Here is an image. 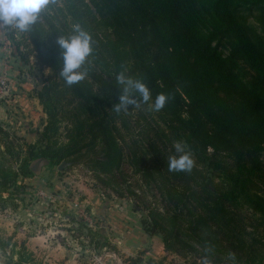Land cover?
I'll return each mask as SVG.
<instances>
[{"label":"trees","instance_id":"16d2710c","mask_svg":"<svg viewBox=\"0 0 264 264\" xmlns=\"http://www.w3.org/2000/svg\"><path fill=\"white\" fill-rule=\"evenodd\" d=\"M232 1L212 0L211 10L222 37L234 42L228 60H245L255 75L249 87L235 82L233 69L211 48L213 38L202 42L189 27L184 0H50L19 40L8 34L24 63L34 55L37 67L51 75L37 94L47 116L37 143L0 126V208H18L35 164L57 167L70 157L80 163L83 153L100 151L103 159L89 163L120 190L119 198L135 199L114 180L125 166L158 187L164 211H148L141 225L145 234L161 237L166 253L264 264V243L253 237L264 224V39L253 37ZM75 23L91 33L93 53L82 68L85 79L69 86L59 76L57 37L69 35ZM120 71L143 80L153 100L160 93L170 99L158 112L141 104L117 113ZM139 108L149 112V133L145 141L128 143L129 112ZM176 143L186 145L195 161L190 172L168 170ZM11 241L0 237V251ZM103 242L95 248L107 247ZM16 264H29V258Z\"/></svg>","mask_w":264,"mask_h":264},{"label":"rangeland","instance_id":"374dc122","mask_svg":"<svg viewBox=\"0 0 264 264\" xmlns=\"http://www.w3.org/2000/svg\"><path fill=\"white\" fill-rule=\"evenodd\" d=\"M184 2H189L187 6H190L184 10L186 22L198 39L205 42L213 38L210 43L211 48L215 50L219 59L233 69L235 82L240 87H249L255 75L245 60L241 58L228 60L234 42L228 37H222L224 35L218 31L211 10L212 0H184ZM231 10L245 23L253 37L259 36L264 39V0H233ZM11 32L0 27V82H3V85L0 84V126L26 142L37 143L39 137L37 132L47 120L43 112L45 106L40 103L37 94L41 92L51 71L47 68H38L34 63V55H31L28 63H24L8 38ZM13 32L19 40L20 31ZM37 100L39 109L36 106ZM65 126L66 122L60 125L61 135L66 130ZM127 126L129 129L127 136L130 135V137L126 136L128 143L135 141V138L136 141H145L149 133L147 128L151 126L149 112L145 108L131 110ZM99 153L100 151L96 155L83 153L79 157L80 163L72 162L70 157L67 162L71 166L62 171H58V166L47 167L45 162L35 164L34 176L23 181L25 188L18 195L16 201L18 208L13 210L9 205H6L5 209L0 208V237L10 238L13 244L4 253L0 251V264H16L18 258H29V264H41L35 254L28 249L22 230L29 229L26 232V236H29L37 234L44 227H58V225L66 229L63 242L70 241L67 243L71 244L74 252L82 257L78 259H82L83 264H100L107 255L113 257L114 248L108 243L107 237L99 234V228L104 222L100 216H93L90 205L84 203L88 194L98 198L102 203L101 206L104 204L107 209H114V213H111L115 218H121L123 207L125 212L139 216L140 223L143 218H147L148 211L154 208L160 212L164 211L165 202L159 195L158 187L154 184L145 185L143 180L134 176L128 166H125L123 174L117 175L114 180L120 185L123 193L126 194L130 190L135 199L119 198L117 194L120 190L109 184L107 177L99 174L89 163L96 158L102 160L103 156ZM166 153H171L170 149ZM124 180L126 182H123ZM259 188L264 194V187ZM67 216L70 217L69 220ZM62 219L63 222L60 221ZM135 221H129L128 225L133 228ZM259 226L253 237L256 241L264 243V224ZM72 231L73 234H70ZM154 237L162 244L159 235ZM103 240H106L108 246L97 250L95 244L98 242L103 244ZM21 246L26 250L22 255L19 254ZM166 254L155 258H173L171 262H166L167 264H230L224 260L218 263L214 257L209 258L203 253L196 258ZM139 255L137 253L133 256L138 258ZM202 256H206L204 257L206 259H202ZM107 259L106 264H113L111 258ZM133 262L134 260H131L130 263ZM150 264H162V262L153 261Z\"/></svg>","mask_w":264,"mask_h":264},{"label":"clouds","instance_id":"9594fccd","mask_svg":"<svg viewBox=\"0 0 264 264\" xmlns=\"http://www.w3.org/2000/svg\"><path fill=\"white\" fill-rule=\"evenodd\" d=\"M49 3L50 0H0V27L9 31L27 32L38 21L41 12L48 8ZM57 43L63 50L60 54L62 67L59 76L66 85L77 84L87 75L82 68L93 53L92 35L81 24L75 23L69 35L57 37ZM116 84L120 95L113 108L117 113L129 111L130 105L139 107L141 104H147L150 110L158 112L170 99L168 95L160 93L153 100L146 83L128 75L126 71L117 73ZM175 151L178 155L169 157L168 170L190 172L195 161L190 151L186 150V145L176 143Z\"/></svg>","mask_w":264,"mask_h":264},{"label":"crops","instance_id":"0c3cea01","mask_svg":"<svg viewBox=\"0 0 264 264\" xmlns=\"http://www.w3.org/2000/svg\"><path fill=\"white\" fill-rule=\"evenodd\" d=\"M84 203L85 205H90L93 216L101 217L99 218L102 219L104 224L99 228V234L107 237L108 243L114 248V256L107 255L104 258L105 260H101L100 264H106L108 261L107 258H111L113 264H127L131 260H134V262L130 264H150L153 261L156 263L160 261L162 264H167L166 262H171L173 259L155 258L156 256L163 257L167 254L163 251L161 242L159 243L154 236H149L143 232L139 216L125 212L123 207V212L122 214L120 213L121 218H115L112 214L114 213V209H107V206L104 204L101 206L102 203L98 201V198L90 196L89 194ZM63 220L60 221L63 222ZM134 220H136L135 225L131 228L128 223ZM64 230L66 231V229H63L59 225L58 227H44L42 231L29 236H26V232L29 229H23L22 231L25 235L23 237L26 240L28 249L35 254L41 264H83L82 259H78L82 257L74 252L71 244L67 243L70 241L63 242ZM70 234H73V231ZM137 253L140 255L138 258H134L133 255Z\"/></svg>","mask_w":264,"mask_h":264},{"label":"water","instance_id":"95a60500","mask_svg":"<svg viewBox=\"0 0 264 264\" xmlns=\"http://www.w3.org/2000/svg\"><path fill=\"white\" fill-rule=\"evenodd\" d=\"M36 106L39 109V101L38 100L36 101ZM69 166H71L70 163L63 162L57 167V169H58V171H62L64 169L68 168Z\"/></svg>","mask_w":264,"mask_h":264},{"label":"built area","instance_id":"2783aa9c","mask_svg":"<svg viewBox=\"0 0 264 264\" xmlns=\"http://www.w3.org/2000/svg\"><path fill=\"white\" fill-rule=\"evenodd\" d=\"M0 84L3 85V82L1 81Z\"/></svg>","mask_w":264,"mask_h":264}]
</instances>
